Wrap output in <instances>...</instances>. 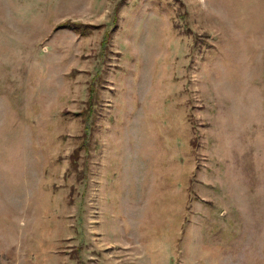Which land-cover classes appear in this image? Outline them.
<instances>
[{
	"label": "rangeland",
	"instance_id": "374dc122",
	"mask_svg": "<svg viewBox=\"0 0 264 264\" xmlns=\"http://www.w3.org/2000/svg\"><path fill=\"white\" fill-rule=\"evenodd\" d=\"M0 264H264V0H0Z\"/></svg>",
	"mask_w": 264,
	"mask_h": 264
},
{
	"label": "trees",
	"instance_id": "16d2710c",
	"mask_svg": "<svg viewBox=\"0 0 264 264\" xmlns=\"http://www.w3.org/2000/svg\"><path fill=\"white\" fill-rule=\"evenodd\" d=\"M59 27H64L72 30L75 33L85 34L90 31V29L97 27L95 24L77 22L73 20H64L60 22Z\"/></svg>",
	"mask_w": 264,
	"mask_h": 264
}]
</instances>
